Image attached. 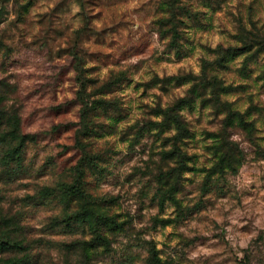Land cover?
Returning <instances> with one entry per match:
<instances>
[{"label": "rangeland", "instance_id": "374dc122", "mask_svg": "<svg viewBox=\"0 0 264 264\" xmlns=\"http://www.w3.org/2000/svg\"><path fill=\"white\" fill-rule=\"evenodd\" d=\"M0 264H264V0H0Z\"/></svg>", "mask_w": 264, "mask_h": 264}, {"label": "trees", "instance_id": "16d2710c", "mask_svg": "<svg viewBox=\"0 0 264 264\" xmlns=\"http://www.w3.org/2000/svg\"><path fill=\"white\" fill-rule=\"evenodd\" d=\"M60 130H61V126H58V127L53 129L52 134H55L58 131L60 132ZM24 142L25 141H21L20 147H22V145L25 144ZM15 158L18 159V162H17L18 164H21V165L24 164V158H22V154L19 150V147L16 149H12L10 151L5 152V157L3 160L6 164V166H9L10 162L14 161ZM7 173L15 174L14 171H7ZM80 193H81V190H80V187L78 185L77 186L76 185L68 186L66 183H61L55 188H45L42 191V196L44 199L53 198V199H57V200L63 202L65 199H68L69 195H74V196L80 198L81 197Z\"/></svg>", "mask_w": 264, "mask_h": 264}]
</instances>
